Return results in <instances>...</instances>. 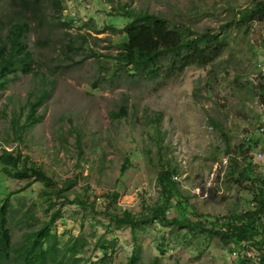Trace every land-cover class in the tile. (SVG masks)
<instances>
[{
	"label": "rangeland",
	"instance_id": "1",
	"mask_svg": "<svg viewBox=\"0 0 264 264\" xmlns=\"http://www.w3.org/2000/svg\"><path fill=\"white\" fill-rule=\"evenodd\" d=\"M256 1L264 0H0V44L11 23L28 21L33 53L31 72L11 74L0 89V154L3 149L20 154L21 164L34 162L61 185L72 179L70 198L80 195L94 203V209L64 205L53 228L61 247L72 237L86 241L78 255L85 261L78 264L104 257L97 243L102 235L111 241L106 264H129L135 247L130 227L115 229L109 213H150L162 199L157 176L163 168L177 169L187 209L172 208L174 217L193 210L227 215L253 206L250 182L231 180L227 152L233 156L252 142L251 172L264 176V73L258 68L264 62V17L226 32L221 26ZM122 5L197 32L222 31L226 45L204 67L190 65L155 79L130 76L117 59L127 20L108 25L109 13ZM44 91L46 99L34 114L40 120L27 123L30 104ZM120 112L126 115L117 118ZM256 152L263 157L255 158ZM31 180L6 176L0 165V199ZM42 188V182H33L12 197L14 249L49 218ZM112 192L118 193L113 201ZM137 239L138 264H244L238 246L186 228L152 221L142 225Z\"/></svg>",
	"mask_w": 264,
	"mask_h": 264
},
{
	"label": "trees",
	"instance_id": "2",
	"mask_svg": "<svg viewBox=\"0 0 264 264\" xmlns=\"http://www.w3.org/2000/svg\"><path fill=\"white\" fill-rule=\"evenodd\" d=\"M109 14L112 18L108 25L112 28H116L115 19L122 17L127 20L122 29L123 38L117 45V59L120 71H126L130 76L155 79L162 74L181 71L190 65L204 67L213 63L226 45V38L222 35V31L197 32L184 23L172 24L161 14L143 10L135 11L126 5H122L116 14L111 12ZM262 17H264V1H256L251 7L238 11L234 21L221 28L223 32H226L233 24L241 25ZM104 29L105 27L102 30ZM29 31L31 27L28 21L11 23L6 43L0 44V89L7 86L11 74L19 71L25 74L31 72L33 53L27 42ZM261 94L264 99V86L261 87ZM46 96L44 91L36 102L30 104V112L26 117L27 123L33 125L40 120V117H34V114L45 101ZM125 115L124 112H120L115 116L121 118ZM160 122L161 117H158L155 123ZM251 147L252 142H248L241 145L233 156L230 155V149L227 152L231 180L235 182L247 180L251 184L253 206L245 211H233L227 215H210L193 210L184 213L183 218L174 217L171 213L172 208L178 207L184 211L187 209L182 200L180 186L175 181L177 169L163 168L157 176L162 199L152 206L150 213L137 216L127 209L121 213L108 212L109 224L114 225L115 229L130 227L135 247L128 263L138 264L141 259V250L137 244L138 230L143 224L155 221L215 237L225 246L236 245L240 248L238 259L242 263L264 264V176H256L251 172L252 167L256 166L253 163L254 157L250 154ZM21 162V155L14 151L3 149L0 154L2 174L16 178H32L21 189L10 191L3 199H0V263L12 259L20 261L21 264L84 263V257H78V255L84 252L86 241L80 237H72L61 247L59 237L53 228L56 222L63 218L64 205L76 204L84 209H94V203L80 195H76L74 199L70 198L67 191L75 184L72 179H69L65 185H61L34 162H31V165L27 161H23V164ZM126 168L127 165L124 163L121 174H124ZM38 181L43 183L41 196L46 203L49 218L38 229L27 233L25 242L18 249H14L10 226L12 197ZM117 196V192H112L110 198L113 201ZM105 237L102 235L97 242L104 251V257L90 264H106L107 243L111 241Z\"/></svg>",
	"mask_w": 264,
	"mask_h": 264
},
{
	"label": "built area",
	"instance_id": "3",
	"mask_svg": "<svg viewBox=\"0 0 264 264\" xmlns=\"http://www.w3.org/2000/svg\"><path fill=\"white\" fill-rule=\"evenodd\" d=\"M259 68L264 73V62L259 63ZM262 157H263L262 152L255 153V158H262Z\"/></svg>",
	"mask_w": 264,
	"mask_h": 264
}]
</instances>
